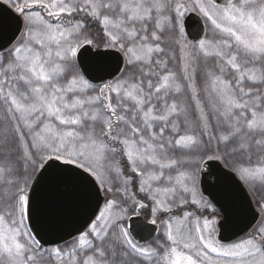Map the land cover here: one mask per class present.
I'll return each instance as SVG.
<instances>
[{"label": "snow or ice", "instance_id": "snow-or-ice-1", "mask_svg": "<svg viewBox=\"0 0 264 264\" xmlns=\"http://www.w3.org/2000/svg\"><path fill=\"white\" fill-rule=\"evenodd\" d=\"M0 264H264V0H0Z\"/></svg>", "mask_w": 264, "mask_h": 264}, {"label": "water", "instance_id": "water-1", "mask_svg": "<svg viewBox=\"0 0 264 264\" xmlns=\"http://www.w3.org/2000/svg\"><path fill=\"white\" fill-rule=\"evenodd\" d=\"M253 216L254 213L250 211L243 223L240 225V228L237 229V231L239 232L241 229H243L253 219Z\"/></svg>", "mask_w": 264, "mask_h": 264}]
</instances>
